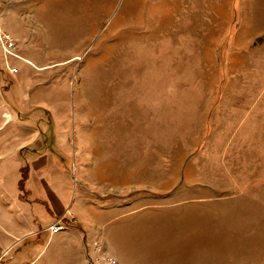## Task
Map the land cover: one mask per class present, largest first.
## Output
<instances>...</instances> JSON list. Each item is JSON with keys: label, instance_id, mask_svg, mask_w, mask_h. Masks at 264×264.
I'll return each mask as SVG.
<instances>
[{"label": "rangeland", "instance_id": "374dc122", "mask_svg": "<svg viewBox=\"0 0 264 264\" xmlns=\"http://www.w3.org/2000/svg\"><path fill=\"white\" fill-rule=\"evenodd\" d=\"M0 28V264H85L38 231L59 176L150 206L199 264H264V0H0Z\"/></svg>", "mask_w": 264, "mask_h": 264}, {"label": "crops", "instance_id": "0c3cea01", "mask_svg": "<svg viewBox=\"0 0 264 264\" xmlns=\"http://www.w3.org/2000/svg\"><path fill=\"white\" fill-rule=\"evenodd\" d=\"M60 178L61 176L57 178V184L51 186L48 193L46 190L52 204L48 206L47 200L46 203L42 202L43 206L41 205L39 214L34 210L38 222L44 225L42 230L38 231L43 232V229L51 223L49 221L52 217L60 216L67 209L73 211L74 221L56 233L51 234L47 231L50 235L46 234L43 247L49 242L60 241L63 238L62 240L72 242L73 248L81 252L82 244L90 248L93 244L102 242L122 264H199L197 251L190 252L188 249L196 248L198 245L196 241H190L189 237H186V230L175 231L172 224L166 230L158 227V223L167 220L158 219L156 210L150 209V206L139 209L124 202L109 204L108 199L100 203L92 202V198L86 197L88 192L93 193L92 189L86 188L82 176L78 177V185L69 194L60 186ZM90 181L93 182V179L90 178ZM10 213V219L6 218L5 224L9 223L13 226V223L21 222L24 225L23 232L28 233L30 224L26 218H23L24 214L21 218L16 215L13 218L11 210ZM181 221L180 218L172 219V223L177 224L175 228ZM164 233L171 234V238L169 237L165 242L168 251L165 250L164 243L157 239L167 237ZM4 238V234L0 233V240L3 241ZM36 254L39 255V252Z\"/></svg>", "mask_w": 264, "mask_h": 264}, {"label": "built area", "instance_id": "2783aa9c", "mask_svg": "<svg viewBox=\"0 0 264 264\" xmlns=\"http://www.w3.org/2000/svg\"><path fill=\"white\" fill-rule=\"evenodd\" d=\"M0 43L3 50L8 54H13L15 49V41L13 37L5 33L0 28ZM9 71H12L9 68ZM71 219L70 213H68ZM65 216L58 217L53 223H50L47 226V230L53 234L66 227V224L63 222ZM85 264H122L119 259L112 254L109 249L102 242H97L93 244L87 250L85 255Z\"/></svg>", "mask_w": 264, "mask_h": 264}]
</instances>
